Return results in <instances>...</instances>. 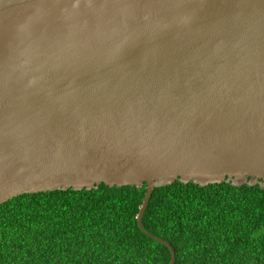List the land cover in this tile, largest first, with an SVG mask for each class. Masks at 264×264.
Masks as SVG:
<instances>
[{"label":"water","instance_id":"1","mask_svg":"<svg viewBox=\"0 0 264 264\" xmlns=\"http://www.w3.org/2000/svg\"><path fill=\"white\" fill-rule=\"evenodd\" d=\"M175 181L264 189V0H0V205Z\"/></svg>","mask_w":264,"mask_h":264},{"label":"trees","instance_id":"2","mask_svg":"<svg viewBox=\"0 0 264 264\" xmlns=\"http://www.w3.org/2000/svg\"><path fill=\"white\" fill-rule=\"evenodd\" d=\"M141 188L24 194L0 205V264H168L138 228ZM174 264H264V189L228 183L154 188L142 217Z\"/></svg>","mask_w":264,"mask_h":264}]
</instances>
